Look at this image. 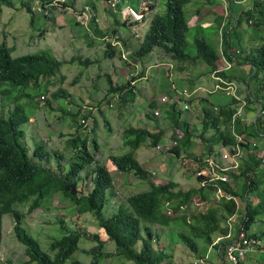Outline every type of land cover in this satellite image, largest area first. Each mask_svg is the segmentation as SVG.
Wrapping results in <instances>:
<instances>
[{
	"label": "trees",
	"instance_id": "obj_1",
	"mask_svg": "<svg viewBox=\"0 0 264 264\" xmlns=\"http://www.w3.org/2000/svg\"><path fill=\"white\" fill-rule=\"evenodd\" d=\"M216 1L218 0H166L164 11L156 10L147 23L138 47L127 45L132 41L121 33L120 27L131 31L132 26L147 19L143 11L141 20H134L131 17L115 18L104 34L95 23V14L76 7L73 10L91 14L90 27L92 33L96 35L95 38L104 40L109 37V41L105 42L107 46L104 52L105 58H112L119 51L112 45L114 37L117 36V39L125 44L124 55L126 54L129 59L142 63L154 50H157L173 62L170 63L172 65L170 70L173 69V65L177 66L174 68L187 70L191 64L199 62H203L210 72L216 70L220 56L217 47L206 36V30L214 27L219 32L220 25L226 20L222 31L223 58L231 63L234 60L239 66L249 67L247 76L243 78L248 92L245 98L247 102H261L264 111V94H262L264 41L258 45L249 44L252 39H244L239 31L243 23L250 22L255 32L258 31L256 34L264 35V0H254L251 8L241 10L234 18L229 12L227 16L223 14L216 16L214 22L207 26H203L201 22L189 25L190 18L199 13L201 6L215 4ZM230 1L234 0H228L229 3ZM11 2L15 4L13 0H0V9L1 6L12 7ZM50 2L51 0H43L42 6L45 7ZM72 3L73 0H65L61 4ZM189 3L196 5L195 12L185 11ZM15 5L17 9H23L30 14L33 24L35 14L29 6V0H18ZM117 7L122 9V4ZM154 8H156L155 4L149 5L150 10ZM45 17L48 15L46 14ZM46 32L47 28H40L41 34ZM255 32L253 35H256ZM235 42L240 46L238 50L240 54L236 56L232 54V46ZM12 51L13 48L3 42L0 43V92L3 97L9 99L7 102L14 103L12 108L7 109L6 114L3 109L0 110V235L3 215L8 213L13 220L14 235L24 246L27 257L25 264H64L79 249L81 238L96 242L92 248L93 258L90 264L100 262V251L105 242L98 232L90 234L85 231L69 230L61 221V234L49 242V251H45L40 247L38 240L23 226L24 213L17 206L28 203V212H32L56 193L71 202V208L75 213H91L96 225L106 233L107 239L114 242L113 253L132 261V264H171L172 253H169L166 247L156 245L160 234L153 229L156 224L165 227L170 216L184 224L177 230V238L193 252L195 259L207 258L208 264H224L226 246L232 240H238L240 234L259 241L256 252L264 253V230L249 231L258 220L264 222V153L261 156L256 154L258 146L253 147V151L242 160L240 171L230 174L232 184L214 182L201 184V178L196 176V172L204 166V159L215 150L218 143L224 145L234 143L236 135H248L253 138L255 131L264 134V121L259 124V116L251 123L252 130L254 126L256 128L251 134L241 124V117L235 118L234 127L231 129L233 116L243 102L246 105V101L239 98L238 94L233 95L230 102L214 107L216 112L206 108L207 98L202 102V127L199 134L195 128H189V125L180 119L183 108L179 104V97L178 100L170 101L163 111L165 117L181 131V134L174 138V145L168 150L173 155L180 157L181 152L191 151L195 142L193 137L205 140L204 135H208L210 146L198 154L194 162L192 171L194 177H192L196 185L186 190L180 188L173 179L156 182L153 171L145 168L135 157V152L141 145L149 143L152 147H157L163 138L164 129L156 125L154 128L126 127L123 131V144L128 146L130 151L111 154L109 160L116 170L132 174L142 185L145 184L146 188L128 195L126 204H120L114 213L105 216L104 210L110 201L113 178L106 165L96 158L98 149L96 140L89 138L90 132L95 133V127L88 128L86 124L90 111L82 115L84 110L87 111L86 107L77 106L79 104L71 98V92L62 86L53 91L48 89L51 81L60 74V68L64 64L78 62L88 65L92 61L76 56L69 61L59 60L47 50L18 56H13ZM217 75L231 79L224 70L217 72ZM64 78L65 76L61 75L60 80ZM106 78L108 89L104 99L113 96L111 100L116 97L121 99L123 104L133 102L136 93V84H132L133 77L115 85L108 75ZM213 82L215 85L218 81ZM218 83L222 87L227 86L226 83ZM250 83L253 84V90L250 88ZM47 92L51 99H63L66 106L69 103L67 109L62 108L63 105L61 107L64 117H70L75 128L65 142L67 153L49 150L45 142L36 138L31 146L27 144L25 125L38 107L34 99ZM196 98L197 96L193 95L185 98L184 101L191 105ZM51 99H46L47 106H50ZM158 104L160 103L157 98L152 99L148 104L151 111L145 116L149 120L156 118L153 112L158 108ZM28 107L35 109L28 112ZM84 170L85 175L81 177ZM85 177L89 178L90 188L82 193L78 190V185ZM239 186H241L240 196L243 198V211L231 227L232 236L226 237L229 231L228 218L238 211V202L233 197L239 196ZM218 188L223 191V196L216 194ZM250 195H253L257 201L250 199ZM183 218L185 222L182 221ZM217 237L221 238L214 243ZM209 248L211 252L208 253ZM105 255L110 254L105 253ZM249 255L240 260L239 264H252L253 260L248 257ZM71 264L86 263L75 260Z\"/></svg>",
	"mask_w": 264,
	"mask_h": 264
},
{
	"label": "rangeland",
	"instance_id": "obj_2",
	"mask_svg": "<svg viewBox=\"0 0 264 264\" xmlns=\"http://www.w3.org/2000/svg\"><path fill=\"white\" fill-rule=\"evenodd\" d=\"M13 1L15 4L18 3V0ZM126 1L138 8L137 0ZM64 2L65 0H51L47 6L43 7V0H29V6L35 14L33 24L30 20V14L23 9H17L12 2V7L1 6L0 43L3 42L13 48V56L47 50L59 60L69 61L73 56H76L84 60L88 58L92 61L88 65L78 62L64 64L60 68V74L56 75L51 81L48 89L53 91L62 86L71 92V98L79 104L77 106L86 107L87 111L84 110L81 113L82 115L90 111V117L86 124L88 128L95 127V133L90 132L89 138L92 137L96 140L98 145L96 158L99 162L106 165L113 178L110 201L104 210V215L110 216L120 204H126L128 195L146 188L145 184L143 183L144 185H142L132 174L116 170L109 160L111 154H122L130 151L128 146L123 144V131L128 126L154 128L156 125L164 129L163 138L157 147H152L149 143H146L141 145L135 152V157L145 168L155 171L156 182L173 179L184 190L195 186L196 182L193 178L194 175H192L194 162L196 161V156L210 146L208 135H204L205 140L193 137L195 142L191 147V151L181 152L182 156L180 157L173 155L168 150L174 145V138L180 135L181 131L165 117L163 111L170 104V101L178 100V97L179 104L183 108L184 104L188 103L184 101L185 98L189 97L181 94L182 90L186 89L188 92H192L195 88H198L191 95L197 96V98L193 100L191 105L188 104V109L183 108L180 119H183L189 125V128H195L197 134H199L202 127V102L207 98L206 108L208 107L216 112L217 110L214 107L217 108V105L221 104L223 99L229 100L232 96L227 95L228 93L225 94L223 92L225 91L224 89L215 91L213 82L215 79H212L211 72L203 62L191 64L187 70L174 68L177 66L173 65V69L171 68L170 70L172 66L170 63L173 64V62L167 56L165 57L159 51L154 50L142 63H137L126 57V54L124 55L126 52V50H123L125 44L120 39H117L118 41L112 44L119 51L112 58H105L104 52L107 50L105 42L106 40L109 41V37L104 40L93 37L96 35L93 34L92 36L90 34L92 32L90 27V22L92 23L91 14L86 12L78 13L73 9L75 7L78 9L85 4L89 5L94 13H100L101 16H99L98 21L95 20V23L104 34L115 18L122 19V17L126 16V11L119 9L117 5L114 7L112 3L116 4L115 0L106 2L104 0H73L72 4L62 5L61 3ZM165 2L166 0H143L141 2L138 9L141 13L142 11L145 13L147 19L141 20L135 26H132L131 31L120 27L121 33L132 41V43H127V45L138 47L153 13L156 10L159 12L164 11ZM152 3L156 5V8L150 10L149 5ZM246 3L252 6L253 0H246ZM103 8H108V10L105 12ZM114 8L117 10L116 12L113 11ZM219 8L214 7L218 12L220 11ZM195 9H197L196 5L189 3L186 5L185 11L188 12ZM228 9L230 10V6ZM212 12L215 13L216 11L213 10ZM46 14L48 17H45ZM212 16L214 15L212 14ZM196 22L197 17L192 16L189 20V25L192 26ZM41 27L47 28L45 34L40 33ZM239 31L244 39H252L249 44L258 45L264 41V35L256 34L258 31L255 32L250 22L243 23ZM254 32L256 35H253ZM136 36L139 37L136 38ZM206 36L217 47L220 56L216 65L217 69L225 68V74L231 78L223 77V80L225 82L233 81V85L238 88L235 94H238L239 98L246 101L245 107L242 108L240 121L246 127L247 132L249 131V134H251L252 131L256 130L255 126L252 130L251 123L259 116V124H261L264 121V111H262L261 102H247L245 98L248 92L243 78L247 76L249 67L247 65L239 66L235 64L234 60L230 67H226V62L219 51L220 40L217 29L214 27L208 28ZM234 44L232 46V54L236 56L240 54L238 53L240 46L236 42ZM223 49L222 43V52ZM61 75L65 76L63 80H60ZM106 75L110 77L114 85L122 84L133 77L132 84H136L133 102L123 104L122 100L116 97L111 100L113 96L104 99L103 97L108 89ZM250 88L253 90L252 83H250ZM162 95L168 96L167 103L158 104L161 109L160 115L149 120L145 116L148 111H151L148 104L155 98H157L159 103ZM47 98L51 99L49 92L36 96L34 101L38 107L36 109L35 107L27 108L28 112L35 109L34 114L25 125L27 144L31 146L34 138H36L45 142L49 150L67 153L65 142L75 128L72 124L73 120L70 117H64L61 107L63 105L62 108L67 109L69 103L66 106L65 100L55 98L51 99L50 106H47ZM109 98L110 101H108ZM8 100L0 92V110L3 109L5 114L8 108L14 106V103L11 101L7 102ZM21 101L24 102L25 100L21 99ZM246 139L248 143L251 141L256 142L258 146L256 154L261 156L264 153V134H258L255 131L253 138L247 135ZM247 154L248 149L244 158ZM84 175L85 170L82 171L81 177ZM88 182V177L81 180L78 190L85 193L90 188ZM238 192L239 196H236L235 199L238 202V212L241 214L243 211V198L240 196L241 186L238 187ZM250 199H253L254 202L257 201L253 195H250ZM28 207V203L17 206L24 213L23 226L38 240L43 250L49 251V242L61 234L60 222L62 221L63 225L69 230L85 231L90 234L98 232L100 238L105 242L100 251L99 264H132V261L113 253L114 242L107 239L106 233L96 225L91 213H75L71 208V202L67 198L61 197L56 193L32 212H28ZM163 210L165 211V208ZM169 218L165 227L159 224L153 226L154 231L160 234L159 241H155L156 245L166 247L167 251L172 253L171 264H193L195 259L193 252L186 248L177 238V230L182 228L184 224L180 220H174L176 218L173 216ZM182 221L185 222V218ZM258 230H264V222L260 220L255 222L249 229V231ZM95 244L96 242L91 239L81 238L79 249L64 264H71L75 260L90 264L93 258L92 248ZM207 252L209 253L211 250L208 249ZM105 253L110 255H105ZM248 257L253 260L252 264H264V253L253 252ZM26 260L24 246L18 242L13 232L12 217L8 213L4 214L0 235V263L25 264Z\"/></svg>",
	"mask_w": 264,
	"mask_h": 264
},
{
	"label": "built area",
	"instance_id": "obj_3",
	"mask_svg": "<svg viewBox=\"0 0 264 264\" xmlns=\"http://www.w3.org/2000/svg\"><path fill=\"white\" fill-rule=\"evenodd\" d=\"M110 1V0H106ZM223 5V15L227 16L229 13L228 7L230 6L228 0H218ZM245 1V0H243ZM112 5L114 6L115 3L113 2ZM86 10L88 8L86 7ZM124 17H131L134 20H141L142 14L140 10H136L134 8L128 7L126 10V16ZM226 23V20L222 22V24L219 27V51L223 58V53L221 50L222 45V31L224 28V25ZM117 36L114 37V40L112 43L117 42ZM226 67H230L232 65L231 62L225 60ZM225 69V68H224ZM224 69H216L213 72H211L212 79L226 83V87H222L220 83H215L214 88L222 90L225 94L233 96L235 95L236 90L238 89L235 85H233V81L225 82L223 77L221 78L219 75H217V72H220ZM198 89V88H197ZM195 88L192 92H188L186 89H183L181 94L185 95L186 97H190L194 92L197 91ZM228 91V92H226ZM231 91V92H230ZM167 95H162L159 99V103H167L168 100ZM243 107H245V104L243 102L242 106L238 109L236 112V115L233 116L232 123H231V129L234 127V122L236 117H241ZM184 109H188V103H185L183 106ZM154 115L158 116L160 115V108H156L154 110ZM248 140L244 135H236V141L234 143H228L226 145L219 143L215 150L211 152L205 159H204V166L200 168L196 172V176L201 178V184L214 182L215 184L222 183V184H232L230 180V174L239 172L241 169V162L244 159V156L246 154V150L248 149V153L252 151L253 147L257 146L255 141L247 142ZM218 196H223V191L221 188H218L217 193ZM234 200H236L233 197ZM241 214L237 211L232 216L228 218V225H229V231L226 234V237L232 236V230L231 227L234 223H236V219ZM221 237H217L214 243H216ZM257 244H259V241H256L254 239H249L244 237L243 234H240V237L238 240H232L227 246L225 250V263L224 264H239L240 260L244 259L248 254H251L253 252L258 251ZM210 249V248H209ZM264 252V251H263ZM207 258H198L193 260V264H208Z\"/></svg>",
	"mask_w": 264,
	"mask_h": 264
},
{
	"label": "crops",
	"instance_id": "obj_4",
	"mask_svg": "<svg viewBox=\"0 0 264 264\" xmlns=\"http://www.w3.org/2000/svg\"><path fill=\"white\" fill-rule=\"evenodd\" d=\"M115 1H116V4L115 5L122 4V10L123 11H126V9L128 7L134 8L136 10H139L138 8L140 7V4H141V2L143 0H137V2H138V8L137 7H134L133 5H130V3H128L126 0H115ZM117 2H118V4H117ZM253 2H254V0H253ZM229 4H230V10H229L230 16L233 17V18L236 17L237 14L241 10L252 7L251 4H247L246 3V0L245 1H243V0H234V1H230ZM115 5H114V7H116ZM84 7H90V6L89 5H85V4H83L82 6H80V8H84ZM201 7L202 8L200 9L199 13L197 15H193V16L194 17H197V22L196 23L201 22V24L203 26H205V25L207 26V25L213 23L215 17L216 16H221V14H223V12H224L223 9H222V3L219 2V1H216L215 4H205V5L201 6ZM214 7H220L219 8L220 11L218 12L217 9H214ZM80 8H78V9H80ZM103 9H104L105 12H106V10H108V8H103ZM213 10L216 11V12L213 13L212 12ZM113 11L116 12L115 9H113ZM192 12H195V10H193ZM92 13L93 14H96V20L98 21L99 20V16H101V14L98 13V12L97 13H94L93 10H92ZM212 14L214 16H212ZM90 34L93 36V33L92 32H90ZM93 37H96V36H93ZM230 100H231V98L229 100H224L223 99L222 100V103L220 105L226 104V103L230 102ZM153 173L155 174V171H153ZM255 253H258V252H255Z\"/></svg>",
	"mask_w": 264,
	"mask_h": 264
},
{
	"label": "clouds",
	"instance_id": "obj_5",
	"mask_svg": "<svg viewBox=\"0 0 264 264\" xmlns=\"http://www.w3.org/2000/svg\"><path fill=\"white\" fill-rule=\"evenodd\" d=\"M88 8V10L92 13V10H91V8L90 7H87ZM84 9H86V7H84ZM83 13V12H82Z\"/></svg>",
	"mask_w": 264,
	"mask_h": 264
}]
</instances>
